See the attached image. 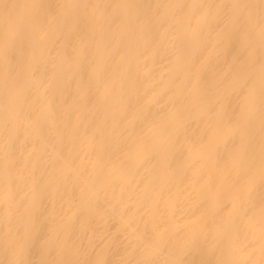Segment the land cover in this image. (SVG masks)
Segmentation results:
<instances>
[{
    "label": "bare ground",
    "instance_id": "obj_1",
    "mask_svg": "<svg viewBox=\"0 0 264 264\" xmlns=\"http://www.w3.org/2000/svg\"><path fill=\"white\" fill-rule=\"evenodd\" d=\"M0 264H264V0H0Z\"/></svg>",
    "mask_w": 264,
    "mask_h": 264
}]
</instances>
